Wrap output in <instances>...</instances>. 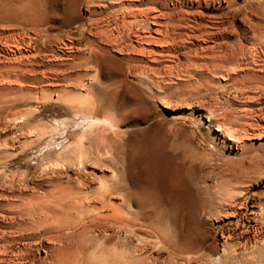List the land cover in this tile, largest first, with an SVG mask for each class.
<instances>
[{
	"label": "rangeland",
	"instance_id": "374dc122",
	"mask_svg": "<svg viewBox=\"0 0 264 264\" xmlns=\"http://www.w3.org/2000/svg\"><path fill=\"white\" fill-rule=\"evenodd\" d=\"M0 207V264H264V0H0Z\"/></svg>",
	"mask_w": 264,
	"mask_h": 264
},
{
	"label": "bare ground",
	"instance_id": "6f19581e",
	"mask_svg": "<svg viewBox=\"0 0 264 264\" xmlns=\"http://www.w3.org/2000/svg\"><path fill=\"white\" fill-rule=\"evenodd\" d=\"M148 1H149V0H148ZM151 1H158V0H151ZM131 8H132V7H131ZM152 8H153V7H152ZM126 9H127V8H126ZM133 9H134V8H133ZM133 9H132V11H133ZM135 9H136V8H135ZM139 10H141V9H139ZM157 10H158V9H156V12H157ZM129 11H130V10H129ZM132 11H131V12H132ZM142 11H143V10H142ZM127 12H128V10H127ZM136 12H137V11H136ZM138 13H139V11H138ZM140 13H142V14H146V19H147V18H149L150 14H151V11L148 10V12L146 11L145 13H144V12H140ZM140 13H139V14H140ZM161 13H162V12H161ZM43 14H44V13H43ZM130 14H131V13H130ZM135 14H136V13L134 12V15H135ZM139 14H138V15H139ZM158 14H160V13H158ZM167 14H168V15H167ZM167 14L162 13V14L159 15V16H158V15H156V16H154V17L151 16L152 19H150V20H152V23H153L154 25H156V31L160 33V31H162V29H161L162 27L160 28L161 25H159V24H161V23H160L159 21H162V18H163V17H164V18H167L169 22H168V25H166L167 27H166L165 32H163V33H164V34H165V33L168 34V35L165 34L167 37H169V36L171 35V36H172V39H173V40H172V45H173V46H176V45H177V44L175 45V43H176V40H175V39H176V36H175V38H173V36H174V33H176V32H177V29H178V26L176 25L177 22H176L175 18L173 17V16H174V15H173L174 13H167ZM125 16H126V14H125ZM127 16H128V14H127ZM118 17H119V16H118ZM123 17H124V15H123ZM130 17H132V15H131ZM134 17H137V16H134ZM134 17H133V19H134L135 23H138V25L141 24V23H144V29H147L148 32H149L150 30H152L151 24L147 23V20H146V19L143 18L142 20H138V19L136 20V18H134ZM124 18H126V17H124ZM138 18H139V17H138ZM122 20H123V19H122ZM125 20H126V19H125ZM125 20H124V21H125ZM129 20H130V18H129ZM129 20H128V21H129ZM173 20H174V21H173ZM179 20H180V19H179ZM128 21H126V22H128ZM132 21H133V20H132ZM134 21H133V24H134ZM164 21H165V20H164ZM108 22H109V21H108ZM126 22H125V25H126ZM130 22H131V20H130ZM179 22H180V21H179ZM107 24H108V23H107ZM110 24H112V23H110ZM131 24H132V22H131L129 25H131ZM138 25H135V26H138ZM162 25L164 26V24H162ZM109 26H110V25H109ZM131 26H132V25H131ZM110 27H111V26H110ZM114 27H115V26H114ZM129 27H130V26H129ZM132 28H133V27H132ZM105 29H106V31H104L103 33H106V36L108 37V39L114 35V33H113L114 30L112 31V29L110 30L108 27H106ZM136 29H137V28H136ZM160 29H161V30H160ZM164 29H165V28H164ZM198 30H199V29H198ZM118 31H119V30H118ZM118 31H117V32H118ZM135 31H136V30H135ZM163 31H164V30H163ZM154 32H155V31H154ZM136 34H137L136 36H139V38H140V36H141L140 31H136ZM176 34H177V33H176ZM179 34H180V33H179ZM149 35H150V34H149ZM177 35H178V34H177ZM119 36H120V34H119ZM119 36H118V37H119ZM121 36H122V35H121ZM146 36H148V35L146 34ZM154 36H155V35H154ZM114 37H115V36H114ZM118 37H116V38H118ZM143 37H144V36H142L141 38H143ZM116 38H115V39H116ZM122 38H123V37H122ZM122 38H121V39H122ZM146 38H147V37H146ZM164 38H165V36H164ZM141 40H142V39H141ZM144 40L147 41L148 39H145V38H144ZM142 41H143V40H142ZM115 42H116V41H115ZM169 42H170V41H169ZM116 43H117V42H116ZM120 43H121V42H120ZM167 43H168V42H167ZM170 45H171V44H170ZM8 46H9V45H8ZM89 46H90V45H89ZM87 48H89V47H87ZM89 50H90V48H89ZM19 52H20V51H19ZM82 52H83V51H82ZM95 52H97V51H95ZM17 54H18V53H17ZM88 54H89V53H88ZM94 54H95V53H94ZM91 55H92V52H91ZM227 55H228V56L231 55V56L233 57L235 54L232 55V53H231V54H228V53H227ZM227 55H226V56H227ZM32 56H33V55H32ZM223 56H225V55H223ZM226 56H225V57H226ZM229 57H230V56H229ZM232 57H231V58H232ZM86 58H87V57H86ZM86 58H85V60H86ZM212 58H213V57H212ZM227 58H228V57H227ZM83 59H84V58H82V60H83ZM87 60H88V59H87ZM222 60L226 61L225 59H221V61H222ZM227 60H229V58H228ZM88 61H89V60H88ZM96 61H97V60H96ZM212 61H213V60H212ZM224 61H223V62H224ZM86 62H87V61H86ZM86 62L84 61V63H86ZM87 64H88V63H87ZM129 68L131 69V67H129ZM117 69H118V68H117ZM117 69H115V70H117ZM235 69H236V68H235ZM121 70H122V68H121ZM121 70L118 69L117 71L120 72ZM123 70H124V69H123ZM117 73H118V72H117ZM123 73H124V72H122V74H123ZM113 74H115V73H113ZM119 74H120V73H119ZM117 76H119V75H117ZM108 77H110V76H108ZM111 77H112V76H111ZM114 77H115V76H114ZM121 77H122V76H121ZM124 79L126 80V81H125V85H126V83H127V79H126V77H125ZM5 80H6V79H5ZM122 80H123V79H122ZM95 81H96V80H95ZM117 82H120V81L118 80ZM117 82H116V84H117ZM123 82H124V80H123ZM123 82H122V83H123ZM93 84H94V83H93ZM111 84H112V83H111ZM108 85H109V84H108ZM108 85H107V83H106V88H107ZM118 86H121V85L119 84ZM127 86H128V85H127ZM112 87H113V86H112ZM112 87H111V88H112ZM114 87H115V86H114ZM114 87H113V88H114ZM121 87H122V86H121ZM104 88H105V87H104ZM111 88H110V89H111ZM91 89H92V88H91ZM107 89H108V88H107ZM115 89H116V88H115ZM118 90H119V89L117 88V91H118ZM120 90H121V88H120ZM113 91H114V90H113ZM110 92H111V91H110ZM111 93H112V92H111ZM112 94H113V93H112ZM108 95H110V94H108ZM70 99H71V98H70ZM109 99H110V98H109ZM83 100H84V101H83ZM83 100H81V102H82V104H83V106H84V105H86V104L84 103V102H86V100H85V99H83ZM87 101H88V100H87ZM109 101H110V100H109ZM109 101H108V103H110ZM106 102H107V100H106ZM87 103H89V101H88ZM91 103H92V105L95 104V103H93L92 101H91ZM91 103L87 104V106H88V105H91ZM97 103H98V101H97ZM100 103H101V102H99V104H100ZM103 103H104V102H103ZM108 103L105 104V106H106V105H109ZM99 104H98V105H99ZM101 104H102V103H101ZM103 105H104V104H103ZM87 106H85V108H86ZM90 107L92 108V106H90ZM90 107H89V108H90ZM94 107H95V106H94ZM98 108H99V107H98ZM92 109H93V108H92ZM92 109H91V111H92ZM107 109L111 110V109H110V106H109V108H107ZM86 110L89 111L90 109H87V108H86ZM99 110H100V109H99ZM103 110H104V109H103ZM97 111H98V110H97ZM101 111H102V110H101ZM92 112H93V111H92ZM101 113H102V112H101ZM88 114H89V112H88ZM100 115H101V114H100ZM110 115H111V114H110ZM98 116H99V115H98ZM113 116H114V115H113ZM115 116H116V115H115ZM88 117H89V116H88ZM88 117H87V118H88ZM107 117H109V115H107ZM89 118H90V117H89ZM98 118H99V117H98ZM98 118H97V119H98ZM94 119H95V117H94ZM97 119H96V120H97ZM100 119H101V118H99V120H100ZM105 119H106V118H105ZM105 119H103V121H105ZM107 119H109V118H107ZM107 119H106V120H107ZM90 120H92V119H90ZM90 120H89V121H90ZM109 120H110V119H109ZM113 120H116V122L118 121L117 119H113ZM113 120H112V122H113ZM110 121H111V120H110ZM259 121H260V120H259ZM93 122H94V120H93ZM116 122H115V123H116ZM118 122H119V121H118ZM90 123H91V122H90ZM105 123H109V122H105ZM87 124H88V122H87ZM109 124L112 125V123H109ZM109 124H108V125H109ZM116 124H118V123H116ZM94 125H95V124H94ZM99 125H100V124H98V127H99ZM103 125H104V123H103ZM103 125H102V126H103ZM106 125H107V124H106ZM106 125H105V126H106ZM118 125H119V124H118ZM258 125H261V124H258ZM91 126H92V125H91ZM100 126H101V125H100ZM116 126H117V125H116ZM96 127H97V125H96ZM108 127H109V126H108ZM112 127H113V126H112ZM114 127H115V126H114ZM259 127H260V126H259ZM87 128H91V127L88 126ZM92 128H93V127H92ZM92 128H91V129H88V130H91V131H92ZM101 128L103 129V127H101ZM105 128H106V127H105ZM97 129H98V128H97ZM97 129H96V130H97ZM257 129H258V127H257ZM85 130H87L86 127H85ZM261 130H262V129H261ZM105 131H106V129H105ZM99 132H100V131H99ZM102 132H103V131H102ZM227 133H228V132H227ZM104 140H105V138H104ZM80 150H81V149H80ZM260 172H261V171H260ZM121 180H122V179H121ZM115 182H116V181H115ZM82 183H84V182L82 181ZM115 184H116V183H115ZM111 185H112V187H113L112 182H111ZM109 186H110V184H109ZM109 186H108L107 189H111V188H109ZM118 186H120V185L118 184V185L115 187V188H116V192H117V190L119 189V188L117 189ZM112 190H114V188H113ZM100 191H101V190H100ZM106 191H107V190H106ZM108 191H109V190H108ZM108 191H107V193H108ZM65 193H66V192H65ZM111 193H113V192H111ZM111 193H109V194H111ZM105 195H106V194H105ZM121 195H122V194H121ZM37 197H38V196H37ZM35 198H36V197H35ZM67 198H68V197H67ZM80 201H81V200H80ZM41 204H42V203H41ZM41 204H40V206H41ZM9 207H10V206H9ZM16 207H17V206H16ZM62 207H63V206H62ZM65 208H66V207H65ZM0 209H1V207H0ZM67 209H68V208H67ZM73 209H74V208H73ZM60 210H61V209H60ZM64 210H65V209H64ZM92 210H93V209H92ZM0 211H1V210H0ZM12 211H13V210H12ZM32 211H33V210H32ZM56 211H57V210H56ZM81 211H82V210H81ZM47 212H48V211H47ZM49 212H51V211H49ZM62 213H63V212H62ZM96 213H97V211H96ZM63 214H64V213H63ZM8 215H9V214H8ZM10 215H11V214H10ZM35 215H37V213H36ZM60 215H61V214H60ZM93 215H94V214H93ZM33 216H34V215H33ZM35 217H36V216H35ZM57 217H58V216H57ZM59 217H60V216H59ZM65 217H66V216H65ZM6 218H7V217H5V219H6ZM14 218H15V217H14ZM43 218H45V217H43ZM66 218H67V217H66ZM40 219H41V218H40ZM46 219H47V218H46ZM73 219H74V218H73ZM77 219H78V218H77ZM104 219H105V218H104ZM11 220H12V219H11ZM29 220H30V219H29ZM29 220H28V221H29ZM33 220H34V219H33ZM43 220H44V219H43ZM58 220H59V219H58ZM124 220H125V219H124ZM122 221H123V220H122ZM3 222H4V221H2V224H4ZM56 222H57V220H56ZM120 222H121V221H120ZM126 222H127V221H126ZM10 223H11V221L7 222L8 225H9ZM2 224H1V220H0V227L2 226ZM7 224H6V226H7ZM11 224H12V223H11ZM35 224H36V223H35ZM86 224H87V223H86ZM39 225H40V224H39ZM4 226H5V225H4ZM4 226H3V227H4ZM15 226H16V225H15ZM36 226H37V225H36ZM55 226H56V225H55ZM55 226H54V227H55ZM30 227H32V226H30ZM39 228H40V227H39ZM0 229H1V228H0ZM26 229H27V227H26ZM28 229H29V228H28ZM56 229H57V228H56ZM51 230H52V228H51ZM58 230H59V229H57V231H58ZM6 231H7V230H6ZM38 231H39V230H38ZM48 231H50V230H48ZM1 233L4 234V232H2V231H1ZM27 233H28V232H27ZM36 233H37V232H36ZM46 233H47V231L45 232V234H46ZM51 233H52V232H51ZM3 234H1L2 236L0 237V240L7 241V240H5V238L8 239L9 236H6V234H5V235H3ZM25 234H26V233H25ZM40 234H41V233H40ZM48 234H49V233H48ZM41 235H42V234H41ZM10 236H11V235H10ZM13 236H14V235H13ZM42 236H44V235H42ZM42 236H41V237H42ZM22 237H23V235H22ZM34 237H35V235H34ZM55 237H56V235H55ZM230 237H231V236H230ZM25 238H26V237H25ZM28 238H29V237H28ZM14 239H15V238H14ZM10 240H12V239L10 238ZM12 241H13V240H12ZM7 242H9V244L11 243V242L9 241V239H8ZM0 243H1V242H0ZM5 244H7V243H4V245H5ZM2 245H3V244H2ZM2 245H1V246H2ZM11 245H12V243L10 244V246H11ZM10 246H9V247H10ZM0 248H1V247H0ZM4 248H6V246L3 247V251H4ZM1 249H2V248H1ZM7 250H8V248H7ZM7 250H5V251H7ZM9 250H11V249L9 248ZM3 251H0V254H1V252L3 253ZM5 253H6V252H5ZM5 253H4V254H5ZM23 253H24V252H23ZM7 254H8V253H7ZM69 254H70V253H69ZM1 256H2V259L5 258V257L3 258V255H1ZM24 256H25V255H24ZM16 257H17V256H16ZM6 258H8V257H6ZM2 259H1V260H2ZM70 259H71V258H70ZM4 260H5V259H4ZM4 260H3V261H4ZM117 260H118V259H117ZM10 261H11V260H10ZM10 261H9V263H10ZM12 261H13V260H12ZM2 264H3V263H2ZM11 264H12V263H11ZM79 264H80V263H79ZM207 264H208V263H207Z\"/></svg>",
	"mask_w": 264,
	"mask_h": 264
}]
</instances>
